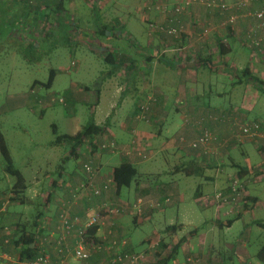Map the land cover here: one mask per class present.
I'll list each match as a JSON object with an SVG mask.
<instances>
[{
    "label": "crops",
    "instance_id": "obj_1",
    "mask_svg": "<svg viewBox=\"0 0 264 264\" xmlns=\"http://www.w3.org/2000/svg\"><path fill=\"white\" fill-rule=\"evenodd\" d=\"M2 1L5 5L7 4L6 7H19L22 9L14 15L17 19L15 22L2 23L5 27H8L6 30L7 34L5 35L25 41L22 38L28 34L31 35V31L33 32L38 23L36 13L31 12L33 7H28L24 0ZM69 3L70 8L74 9L75 1L71 0ZM263 5L264 0H251L249 4L238 10L231 9L229 11L230 15L237 14V17L234 23H232L230 30H218L216 34L212 35V39L208 43L204 41L209 35L202 37L201 33L197 32L198 28H200L197 24L201 25L205 22V20H202V17H208L210 9H207L205 13L203 10L199 12L196 11V6L190 12L182 15L181 21L185 32L183 39H173L166 34L158 32L153 33L151 37L145 32L144 37V34L135 31V28L132 32L126 31L125 33H121L126 30L128 21L117 17L111 19L112 23H114L113 25L100 31L89 28L85 24L81 26V19L78 16L74 17L80 26L78 31L76 30L79 36H77L75 45L79 43L82 46L81 52L88 57V52L93 54L94 48L92 45L97 40V43L101 45L99 56H102V60L106 63V66L103 65L98 69L97 74L93 78L91 74L92 64H83L81 60L79 63L76 62L77 65H80L87 71L86 79L90 80V84L82 81L71 82L70 86L64 89L67 95L66 98L71 99L69 106H71L70 111H73V114L76 111L74 105L77 101H82L88 105L91 113L90 119L96 125L105 126L106 130L103 135L90 138L93 140L92 143H94V146H92L93 150L89 149L91 142L86 140L79 146L80 152L72 157H77L79 154V157L81 156L83 161L93 160L95 164L99 165L101 176L96 179V183L103 184L109 178L112 179L113 170L117 165L128 162L136 166L141 162L136 155L126 156L124 154L112 153L108 149L103 151L99 148L96 149V147H99L98 144L103 141L107 142L112 139L120 144H126L136 134L141 139L147 141L150 149L154 150V153H162L164 156H174L176 162L171 166L172 169L170 167L167 172L169 173V180L164 183H158L157 186H152L156 190L154 189L155 191H153L151 189L150 194H147V196L155 198H163L169 195L173 200L167 209L162 210V213L166 216L172 209L176 210L175 216L170 218V222L166 226L175 225V231L169 236H172L171 238H183L184 241L175 259L169 260V264H220V261L218 263L215 261L216 258L213 257L215 252L219 253L222 261L221 264H250L264 261L259 260L258 254L254 256L247 252L246 245L244 246V244L238 246V244L228 241L220 243L216 241V237L219 236L220 232L224 228L228 230L233 223L229 227H220L214 218L213 211L210 209L202 210L198 208L203 213L202 216L197 215L195 210L192 209L189 203L191 195L188 193L190 181L188 183L185 177L188 178L195 175L187 176L180 168L192 159L200 166L205 168L207 166L206 162L204 165L202 161L205 158L201 149L182 150L177 145L179 136L184 135L188 139H192L197 134L196 131L191 130L189 126L184 124L185 117H189L192 120L201 115V113L206 114L209 111L224 109L226 110L225 113H230L239 119L242 116V112L239 111L240 109L242 111L246 110V113H249L253 107L257 106L256 100L250 105L249 96L246 94L240 96V92L253 90L252 94H258V97L264 95L259 87L245 81V77H241L242 82H238L239 79L237 77L238 72L245 70V72L256 76L259 73L260 78L264 80V56L260 55L259 57V55H255L256 53H253L252 50L244 45L246 31L254 29L260 23V21L252 16V13ZM14 12L17 11L15 10ZM50 19H56L58 22V38L56 40L50 39L51 41H47L48 43L45 40L49 39L44 38L43 42L49 46L54 42L62 43V45L69 43L67 37L69 38L68 34L70 31L74 32L72 31L74 29L72 27L73 23H70L68 19L58 16ZM87 28L90 31L86 30ZM261 28H263L261 31H263L264 35V20L263 27ZM215 29H218V27H215ZM0 30H3V28H0ZM139 39H141L142 43ZM195 40L197 41L194 42ZM220 42L227 45L228 53L223 56L219 54L218 45ZM90 43L92 45H89ZM211 43L212 47L210 45L207 46V44ZM75 45L69 51V56H71L72 60H74L73 55L76 51ZM213 46L215 47L213 48ZM203 57L206 60H210L211 64L207 63L208 65H206V61L202 60ZM61 58L62 55L58 53L55 59L57 65L53 61L54 66L50 69L54 72V79L57 77L58 72L61 73L66 70L63 66L64 61ZM63 58L66 60L68 56L64 55ZM117 80H119V84L121 83L120 85L117 84ZM143 102H148L150 106L149 121L151 125L139 122L134 118L135 111L139 104ZM40 112H44V109H41ZM69 120L71 122L75 121V123L71 124L70 130L59 133L60 135H75L84 127L79 125L75 115H71ZM206 124L217 135L219 140L229 137L231 129L228 123L208 120ZM53 127L58 131L57 125H53ZM61 144L63 143H58L57 145ZM68 144L69 150L64 157L67 161L72 158H66L72 147L71 143ZM229 147L226 148L228 153L232 149ZM240 150L241 154L244 153L245 164H238L239 166L248 165L246 173L251 178L263 163L264 149L260 151L252 143H246L241 146ZM254 152L257 153V157H255ZM50 158L48 156L45 161L50 162ZM82 162L79 164L81 165L80 172L74 169H66L63 166L56 176L52 173L49 174L53 176L51 180H54L55 184H58L60 188H57L59 192L55 196L51 195L46 200L47 202L45 201L47 197L44 198L41 209H44L45 212L43 213L42 210H39L34 216L35 220L31 222V225L33 224L36 227L32 226L31 228V225L29 226L26 222L24 224H21V221L18 222L21 213L19 215L13 213L16 214V223L13 228L8 227L9 225L0 226V264H23L22 261L24 259L21 258V251L25 245L20 242V237L24 232L26 234H34V244L38 252L44 247L55 258L56 254L53 242L49 239L48 241H44V239L48 238L49 235L52 238H55L57 235L56 220L58 205L60 201L70 198V189L73 185L75 187L85 176ZM39 171L41 173L42 170L40 169ZM40 173L37 175L38 177ZM8 175L3 168V174H0V182L4 180L9 182ZM22 176L25 188L22 189L21 193H15L12 189L13 186L9 187L11 190L9 192L7 191L8 189H4V191L0 189V223L7 218V215H11L12 209L10 207L19 203L17 199L20 194L25 195L26 198L33 196L31 195L32 191L29 184L32 182L37 183L38 181H35V179H40V177L34 176L33 171L29 174L30 179H26L23 174ZM197 177L201 182L197 183L195 186L196 190L193 191L192 200L194 203L196 202V195L209 192L214 187H217L220 182L218 177L213 176V174L207 175V173H204L202 176ZM144 184H146L145 186L149 185L143 181L135 182L133 191L135 198L148 192V190L144 189L143 191L141 189L144 187ZM261 184H263L262 181L255 182L251 189L252 200L256 199L254 201L256 203H259V201L264 202V185ZM121 191H117L113 179L109 183L108 190L104 191L102 195L97 197L91 196L89 199L79 201L73 205L72 212L83 220L88 219L98 206H103L107 209H115L116 206H127L135 198L131 201L132 197L129 195L130 192H128L121 199ZM25 208L27 207L25 206ZM21 212L22 216H24V211ZM130 212L133 214L132 217L134 216L132 222L137 227H141L153 214L150 213L147 216L145 210L141 214H135L131 209ZM244 212L239 219L244 217ZM121 216L122 214H107L104 224L98 226L94 237L110 243L111 240L115 241V236L120 239V236L124 235L123 233H128V223ZM40 219L43 220L41 221ZM6 227L11 228L10 232H4V228ZM156 232L162 235L161 230H157ZM227 233L231 234L229 231ZM150 238L152 239L153 236L146 237L143 240L142 246V244L138 245L139 242L135 241L133 236H129L127 238L129 243L126 242L124 247H127L131 251L144 250L147 248ZM195 238L197 241H195ZM6 239L8 242L5 241ZM70 242L71 244L74 243L72 238ZM188 252L200 253L201 259H198V257L194 258L196 261L193 263L187 262L184 253ZM211 252H213L212 256ZM223 254L224 257H221ZM106 259L107 255L102 251L94 253L90 262L107 264Z\"/></svg>",
    "mask_w": 264,
    "mask_h": 264
},
{
    "label": "rangeland",
    "instance_id": "obj_2",
    "mask_svg": "<svg viewBox=\"0 0 264 264\" xmlns=\"http://www.w3.org/2000/svg\"><path fill=\"white\" fill-rule=\"evenodd\" d=\"M65 1V9L58 14H55V12H49V19L42 18L41 20H45V26L42 27L41 24H37L33 32L31 31V35L28 34L26 37L22 38L25 41H21L14 37H7L5 34H7L6 30L8 27H5L4 24H2L9 21L15 22L17 19L14 15L22 9L19 7L10 8L3 6L5 3L0 1V28H3V30H0V131L3 134L9 153L13 159L14 166L21 171L26 179H30V172L33 171L34 176L38 177L37 175L40 173L39 170H42L39 176L40 179H35V181L38 182H32L29 184V187L32 191L31 195L33 196L26 198L25 195L20 194L19 198L17 199L19 203L10 207L12 209L10 212L11 215H7V218H5L2 223H0V226L3 227L9 225L8 227L13 228V226H15L16 214L13 213H17L18 215L21 213L18 222L21 221V224L26 222V224L30 226L32 220H35L34 216L39 210H42L43 213L45 212L44 209H41V204H43L44 198L47 197L45 198L46 201L48 199L47 195L51 194L52 196H55V194L59 192L57 188H60L58 184H55L53 187V183L56 182L51 180L53 176L49 175L50 173L56 176L58 172L61 171L63 166L66 169H74L77 172L81 171V165H79L83 161L81 156L74 158L72 157L68 161L64 159L67 151L69 150V144L63 143L61 145H57L58 143L54 142L55 134L53 133V125H57L58 131H56V133L59 134L70 130L71 124L73 125L75 123V121L71 122V120H69L71 115H75L77 117L80 126H85L91 121L90 108L82 101H77V103L74 105L76 109L74 114L73 111H70L71 106H69V101L71 99L66 98L67 95L64 89L68 88L71 82L75 81H82L90 84V80L86 79L87 71L85 68L77 65L80 60L83 64H92L91 74L93 78L94 75L97 74V70L103 65L106 66V63H104L102 60V56H99V53H101V45L97 43V40L93 42V45L92 43L89 44L92 45L94 49L93 54L90 52L87 53L88 57L85 56L86 54L81 52L82 46L79 43L75 45V41L78 38L77 36H79L77 31L80 26L79 23L77 24L78 21L74 17L78 16L79 19H81V26L85 24L87 27L94 29H97L98 27L101 28L102 25L110 27L114 24L112 23L113 21L111 19L117 17L128 21L126 30L121 33H125L126 31L132 32L135 28V31H139L140 33L144 34L145 37V32L148 33L149 31L148 23L150 21L152 22L157 20L158 23H162V21L167 16V14H162L156 7L161 0H154L152 4L150 3L151 0H74V10L76 13L68 9V5L70 4L69 1L71 0ZM170 1L171 0H169V2ZM222 1L231 6L236 2H242L244 0ZM249 1L251 0H247L245 5L249 4ZM194 6H196V11L199 12H202L200 10H203L205 13L207 10L206 7L204 8L198 5H193L188 8L187 12H190ZM22 8L25 9L24 7ZM15 10L17 12H14ZM47 10L49 11V8H47ZM229 11L220 13L217 10L210 9L208 17H202V20H205V22H203L201 25L197 24V26L200 27L198 28L197 32L201 33L204 27L209 28V36L204 41L205 43H208L212 39V35L216 34L218 30L223 29V31H225V27L222 26V24L230 16ZM54 16L68 19L70 23H73L72 27L74 29L72 31L75 32L77 30L76 33L70 31L68 34L69 38L67 37V39L69 43L62 45V43L54 42L51 46H49L43 42L44 38L49 39L45 40L46 43H48L47 41L56 40L58 38V22L56 19H50H54ZM71 18H73L72 20L74 22L71 20ZM215 27H218V29H215ZM86 30L90 31L88 28ZM152 35L153 34H149V37ZM123 40L125 41V39ZM139 41L142 43L141 39H139ZM196 41L197 40L194 42ZM223 42L225 41L223 40ZM74 45L76 47V51L73 55L74 60H72L71 56H69V51ZM209 45L212 47V43L207 44V46ZM214 47L215 46H213V48ZM58 53L62 55L61 59L64 61L63 66L66 68V70L61 73L58 72L57 77L52 82V85L50 87H46L43 83L47 82L50 69L54 66L53 61L56 64L55 59ZM64 55L68 56L66 60L63 58ZM260 55L264 56V51L259 52V57ZM258 77L260 78L259 73ZM36 81H38V83H35ZM117 84H121H119V80H117ZM252 93L253 90L248 92H240V96H243L244 94L249 96L248 98L250 105L256 100L257 106L253 107L249 113H246V110L242 111L240 109L239 111L242 112V116L239 118V120H252L259 118V120L264 124V95H259L260 97H258V94L256 95ZM52 97H64L68 103L63 105L58 102H51ZM261 103L263 104L262 106ZM41 109H44V112H40ZM144 123L151 125L150 121ZM131 138L128 141H130ZM104 142L105 141L102 143ZM246 143H252L255 148L259 149V147H257L256 144L251 141H245L242 143L230 142L227 144V146L217 149L218 156L215 155L214 158H210L208 155L203 154L205 159L202 161L204 162V165L206 162L207 166L204 173H207V175L213 174V176L218 177L220 180L218 186L214 187L209 192L215 190L216 188L223 187L229 175H237L239 168L235 167L233 162L245 164V156L244 153L241 154L240 148ZM227 147L232 148L229 153L226 150ZM254 154L255 157L258 156L256 152H254ZM48 156L51 157L49 159L50 162L45 161ZM218 157L222 158L223 160V166L220 167L221 170L219 173H217L216 167L211 166L213 161H215V159ZM174 162H176L174 156H164L162 153L157 154L152 152L147 160H141V162L136 165L137 174L135 176L134 183H132L130 187H124L122 189L120 198L123 199L124 194L128 192H130L129 195L132 197L131 201L135 198L133 191L136 181H143L144 183L149 184L148 186H145L146 184H144V187L141 188L143 191L144 189L148 190V192H146L144 195L142 194L143 196L150 194L151 189L155 191L156 189L152 186H157L158 183H164L169 180V173L167 172ZM209 163L211 165H207ZM4 166L5 162L0 153V174H3ZM241 178L248 181L251 180L252 177L250 178L247 174H243ZM8 179L9 182L6 180L0 182L1 190L4 191V189H8V192L11 191L9 187L14 186L16 183V178L8 175ZM185 179L188 183L190 181L188 188V193L191 195H189V203L197 215L202 216L203 213L198 210L196 202L194 203L192 200V195L194 193L193 191L196 190L195 186L201 181L197 176H191L188 178L185 177ZM262 183L263 184L261 185H264V181H262ZM253 184L255 183H249L251 195L248 204H246V207H244V210L246 211H241V215H243L242 213L244 212V217L235 220L233 225L229 227L228 230L224 228V230L220 232L219 236L216 237V241H219V243L228 241L233 244H238V246L244 244V246L246 245L247 252L255 256L264 246V202L259 201V203H256L252 200L253 195L251 189L253 188ZM24 205L27 208H25ZM21 211H24V216H22ZM101 211L103 214L106 213L103 210ZM145 213L147 216H149L150 213L153 214L151 215V218L146 220L141 227H137L134 226L132 222L134 217H132L133 214H131L130 210L124 209L120 214H122L121 218L124 217L123 219H125L128 223L129 231L128 233H123L124 235L120 236V239L115 236V240H125L127 243H129L127 238H129V236H133L134 240L139 242L138 245H141L146 237L150 235L155 237L157 234H159L156 231L161 230L162 235L159 234V251L160 253H162V251L163 253H167L170 251L173 241L178 239L177 237L171 238L172 236L169 235H172L173 231L166 230L168 227L166 225L170 222V218L175 216L176 210L172 209L168 214H166V216H164L162 210H145ZM207 213L211 214L210 212ZM40 220L42 221L43 219ZM221 220L226 221L228 219L221 218ZM102 225L103 224L99 226ZM32 226L33 224L30 227L32 228ZM227 231H229L231 234L229 235ZM162 241L167 243L169 247H162ZM195 241H197L196 238ZM104 242L109 243L107 241ZM110 252L111 249L104 251L107 256ZM212 254L213 252H211V256ZM184 256L185 258L187 256H192L193 258L199 257L198 259H201L200 253L188 252L184 253ZM213 257L216 258L215 261L218 263L220 261L221 264L222 261L219 253L215 252ZM221 257H224V254Z\"/></svg>",
    "mask_w": 264,
    "mask_h": 264
},
{
    "label": "built area",
    "instance_id": "obj_3",
    "mask_svg": "<svg viewBox=\"0 0 264 264\" xmlns=\"http://www.w3.org/2000/svg\"><path fill=\"white\" fill-rule=\"evenodd\" d=\"M154 0H151V4ZM247 0L242 2H236L233 5H228L222 0H164L156 6L162 14H167L163 23L150 21L148 23V34H153L155 31L166 32L168 34L178 37L180 31H184V25H182V15L187 12L188 8L193 5L206 7L207 9L217 10L220 13L228 12L231 9L238 10L245 6ZM252 16L260 21L258 26L247 32L248 38L251 40V44L259 48L260 52L264 51V35L263 20H264V5L254 11ZM237 14L230 15L222 24L226 26L234 23ZM175 23L179 26L173 25ZM209 33V28L204 27L201 36L205 37ZM51 102H58L60 104L65 103L64 97H52ZM150 106L148 102H143L139 105V109L135 114V119L140 122H149ZM220 121L222 123H228L231 129L228 138L219 140L217 135L207 126V121ZM184 124L189 126L191 130L196 131V136L192 139H188L184 135L178 137L177 145L180 149H201L203 154L208 155L210 158H214L217 155L218 150L227 146L230 142L242 143L245 141H251L256 144L257 147L264 149V125L259 119L252 120H239L230 113H224L222 115L206 113L197 116L195 119L190 120L189 117H185ZM98 144V143H97ZM94 143L89 145V149L93 150ZM96 149L106 150L108 149L112 153L124 154L126 156L136 155L140 160H147L152 154L150 145L145 139H141L138 135H134L126 144H120L115 140L110 139L107 142L98 144ZM218 156V155H217ZM211 166L216 167L217 173L223 166L222 158H216ZM83 172L86 176V180L77 184L74 188L70 189V199L60 201L58 208V216L56 220L57 235L55 238L48 236L45 240L53 242L55 249V258L44 247L40 249L37 256L32 259L23 260V264H99L96 262H90L94 253L108 251L106 262L107 264H155L161 256L159 253L160 235L157 234L147 245V248L140 251H131L127 247L125 240L111 241L106 244L103 240L94 237L89 233V229L93 226H99L104 224L105 217L110 214H120L124 209L133 210L135 214H141L144 210L161 211L167 209L172 202V198L166 195L163 198H155L152 196L140 195L136 197L127 206H116L115 209H107L103 206H98L95 211L90 215L88 219H83L72 213V207L81 200L91 198V196H100L104 191L108 190L109 183L113 180L109 178L102 186L98 185L95 181L101 176V169L99 165L95 164L93 160H88L83 163ZM258 181H264V162L259 167L257 173H255L251 180H244L241 177L231 174L227 177L226 183L223 187L216 188L215 190L207 193H202L197 196L196 204L199 209H211L214 213L216 220L221 218L232 219L236 215H240L244 210L246 204L249 202L251 195L249 183H255ZM106 213H101L102 211ZM4 232H10L9 228H4ZM9 235V234H7ZM73 239V244L70 240ZM8 242V240H5ZM43 241V243H44ZM187 262H195L196 260L192 256L185 258ZM250 264H264V261Z\"/></svg>",
    "mask_w": 264,
    "mask_h": 264
},
{
    "label": "trees",
    "instance_id": "obj_4",
    "mask_svg": "<svg viewBox=\"0 0 264 264\" xmlns=\"http://www.w3.org/2000/svg\"><path fill=\"white\" fill-rule=\"evenodd\" d=\"M24 1H25V4L28 7H33L31 9V12H35L36 13L35 15L38 18V23L37 24H41L42 27L45 26V22H44L45 20L41 21L42 18H48V13L49 12H51V13L55 12V14L60 13L62 10L65 9L64 5H65V2H66L65 0H24ZM3 6H7V4L3 5ZM47 8H49V11L47 10ZM68 9L71 10V11L72 10L75 11L73 8H70V4H69ZM162 23L164 25L167 24L165 19L162 21ZM172 24L176 25L175 23H172ZM176 26H179L178 23H177ZM231 27H232V24H228V25L225 26L224 30H226V31L230 30ZM104 28H106V26L103 25L101 28H97V30L102 31V30H104ZM155 32L166 34V35L172 37L173 39H183V37L185 35V32L183 30L179 32L178 37H175L174 35L168 34L166 32H161V31H155ZM247 32H248V30L245 33L246 34L245 35L246 40L244 42V45L248 49L252 50L253 53H256L255 55H259V52H260L259 48L254 46L253 44H251V40L248 38ZM74 33H76V32H74ZM148 33H149V31H148ZM218 48H219V54L221 56H223V55L228 53L227 45L225 43L220 42L219 45H218ZM202 60L206 61L205 62L206 65L211 64L210 60H208V59L206 60L205 57H203ZM237 77L239 79L238 82H242L241 81V77H245V81H248V82L252 83L253 85L259 87L261 92L264 94V80L263 79L259 78L256 75H253L251 73L245 72V70H242V71L238 72L237 73ZM53 80H54V72L52 70H50L49 78H48L47 82L43 83V84L46 87H50L52 85ZM35 83H38V81H36ZM67 103L68 102L65 100V103L63 105H66ZM138 109H139V106H138L137 110L135 111V114L137 113ZM218 111H219V113H218ZM218 111H209V113L222 115V114H224L226 112V110H224V109H221V110H218ZM135 114H134V118H135ZM209 121H211V120H209ZM262 124H263V122H262ZM105 130H106L105 126L96 125L95 122L91 120L78 133H76L75 135H69V134H61L60 135V134H57L56 133V129H54L53 130V133L55 134L54 142L55 143H71L72 144L71 151L68 154V156L66 157V158H69V157L75 156L78 152H80L79 151V146H81L84 143V141L89 140L92 143L93 140L90 139V138H93V137H95L97 135L99 136L101 134L103 135ZM259 149H260V151H262L263 148L259 147ZM0 153L2 155V158H3L4 162H5V166H4L5 172L16 178V183L14 184V186L12 188L13 191L15 193L22 192V189L25 188L23 176L21 174V171L14 166L13 159H12L10 153H9L8 147L6 145L5 139H4L3 134L1 133V131H0ZM78 156H79V154H78ZM85 161L82 162V167H83V163ZM233 163H234L235 166H237L239 168V171H237L238 172L237 176L242 177L243 174H247L246 173V171H248V168H246V167H248L247 164H246V166H243V165L239 166L238 163H236V162H233ZM180 170L187 176H190V175L202 176L204 174L205 167L200 166L194 159H192L190 161H187L185 163V165L180 168ZM257 172H258V170L255 173H257ZM112 174H113L112 175L113 179L115 181V185L117 187V191L120 192L124 187L128 188V187H130L132 185V183H134L135 176L137 174L136 166L131 164V163H128V162H123V163L117 165L114 168ZM85 180H86V176H83V178H82V180L80 182H83ZM54 185H55V183H53V187H54ZM98 185L102 186V184H98ZM72 188H74V185H73ZM200 194H198L196 196H199ZM50 196H51V194L48 195V199L50 198ZM255 200H253V201H255ZM59 205H60V203H59ZM57 216H58V214H57ZM240 216H241V214L240 215H236L234 218L228 219L226 221L216 220V222L218 223V225L220 227H222V226L229 227V226L232 225V223L235 220L239 219ZM175 228H176L175 225H171V226H168L166 228V230L174 232ZM97 229H98V226H93V227H91L89 229V233L91 235H95ZM33 235L34 234H30V233L26 234V232H24L21 235V237H20V242H22L23 245H25L24 248L21 251V258L24 259V260L35 258L37 256V254H38V249L36 248V246L34 244L35 241H34ZM183 241H184L183 238H180V239H177L176 241H174L172 246H171L170 251H168L167 253H163V251H162V253H160V251H159L158 255H160L161 258L155 264H169V260L172 261L173 259H175V257L178 254L179 249H180L181 244L183 243ZM161 245H162V247H166V246L169 247L168 244L165 243L164 241H162ZM257 256H258L259 260H264V246L260 249V251L258 252Z\"/></svg>",
    "mask_w": 264,
    "mask_h": 264
}]
</instances>
